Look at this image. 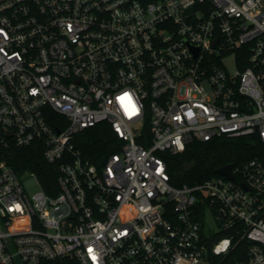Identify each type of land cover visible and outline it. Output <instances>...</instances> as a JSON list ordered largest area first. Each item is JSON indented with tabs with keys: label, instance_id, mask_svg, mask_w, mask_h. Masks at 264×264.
<instances>
[{
	"label": "built area",
	"instance_id": "2783aa9c",
	"mask_svg": "<svg viewBox=\"0 0 264 264\" xmlns=\"http://www.w3.org/2000/svg\"><path fill=\"white\" fill-rule=\"evenodd\" d=\"M103 123L122 146L98 166L75 138ZM251 136L264 0H0V145L41 142L59 188L0 161V264H264V157L194 185L169 170Z\"/></svg>",
	"mask_w": 264,
	"mask_h": 264
},
{
	"label": "trees",
	"instance_id": "16d2710c",
	"mask_svg": "<svg viewBox=\"0 0 264 264\" xmlns=\"http://www.w3.org/2000/svg\"><path fill=\"white\" fill-rule=\"evenodd\" d=\"M75 145L84 156L101 166L111 154L121 150L122 142L110 124L103 123L77 135ZM258 157H264V142L257 136H251L220 138L210 142L194 141L187 145L185 151L170 156L168 160L174 184L194 185L218 176L216 169L219 167L229 163L239 165ZM3 160L18 173L27 170L34 172L48 194L58 193L57 165L46 161L41 142L25 147L16 144H11L9 147L0 145V161ZM244 247L245 245L242 244L238 249L242 250Z\"/></svg>",
	"mask_w": 264,
	"mask_h": 264
},
{
	"label": "rangeland",
	"instance_id": "374dc122",
	"mask_svg": "<svg viewBox=\"0 0 264 264\" xmlns=\"http://www.w3.org/2000/svg\"><path fill=\"white\" fill-rule=\"evenodd\" d=\"M23 182H24V185L26 186L27 191L29 193H34L35 191H37V185L35 184L32 177H28V178L24 179ZM215 229H216V226H215L213 221L209 220L208 222H206L205 233L207 235L213 233Z\"/></svg>",
	"mask_w": 264,
	"mask_h": 264
},
{
	"label": "water",
	"instance_id": "95a60500",
	"mask_svg": "<svg viewBox=\"0 0 264 264\" xmlns=\"http://www.w3.org/2000/svg\"><path fill=\"white\" fill-rule=\"evenodd\" d=\"M236 165V163H229L227 165H224L222 167H219L216 169V173L218 175L229 177V179H234L235 176L233 174V167Z\"/></svg>",
	"mask_w": 264,
	"mask_h": 264
}]
</instances>
